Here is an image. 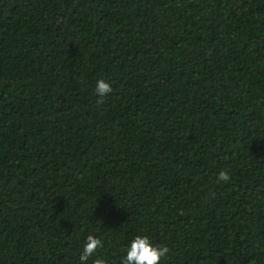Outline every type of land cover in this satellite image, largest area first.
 Wrapping results in <instances>:
<instances>
[{
    "label": "trees",
    "instance_id": "1",
    "mask_svg": "<svg viewBox=\"0 0 264 264\" xmlns=\"http://www.w3.org/2000/svg\"><path fill=\"white\" fill-rule=\"evenodd\" d=\"M90 234L264 264V0H0V264Z\"/></svg>",
    "mask_w": 264,
    "mask_h": 264
},
{
    "label": "clouds",
    "instance_id": "2",
    "mask_svg": "<svg viewBox=\"0 0 264 264\" xmlns=\"http://www.w3.org/2000/svg\"><path fill=\"white\" fill-rule=\"evenodd\" d=\"M113 91L112 83L105 79H99L96 84L95 92L99 96L98 103H103L105 96ZM230 179L228 171H221L218 175V181H227ZM104 246L102 239L95 235H88L87 242L80 256L81 264H86V261L96 253L98 248ZM170 249L166 245L153 243L147 235H137L132 240L130 247L127 250L124 264H160L162 258L166 257ZM94 264H107L103 258H96Z\"/></svg>",
    "mask_w": 264,
    "mask_h": 264
}]
</instances>
